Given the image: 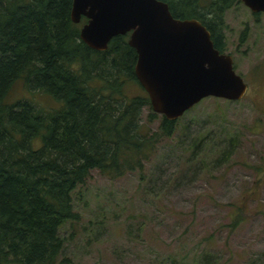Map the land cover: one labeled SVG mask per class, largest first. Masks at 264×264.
Listing matches in <instances>:
<instances>
[{
	"label": "trees",
	"instance_id": "1",
	"mask_svg": "<svg viewBox=\"0 0 264 264\" xmlns=\"http://www.w3.org/2000/svg\"><path fill=\"white\" fill-rule=\"evenodd\" d=\"M162 1L175 18L199 20L223 52V14L241 0ZM70 9L71 0H0V264L61 263L66 237L60 230L81 217L76 191L93 171L110 179L142 173L156 144L182 119L152 111L134 74L129 33L93 50L79 38L86 18L72 22ZM18 80L59 106L42 108L26 97L5 102ZM131 84L138 93L129 96ZM217 112L206 126L202 121L194 145L227 138L224 112ZM233 140L228 136L224 154ZM208 254L178 264H214Z\"/></svg>",
	"mask_w": 264,
	"mask_h": 264
},
{
	"label": "rangeland",
	"instance_id": "2",
	"mask_svg": "<svg viewBox=\"0 0 264 264\" xmlns=\"http://www.w3.org/2000/svg\"><path fill=\"white\" fill-rule=\"evenodd\" d=\"M222 25L223 52L248 85L243 98L207 97L195 104L173 135L156 144L142 173L110 179L93 171L73 196L79 222L60 230L66 242L59 264L193 263L202 251L214 264H264V13L238 2L223 14ZM137 91L131 84L126 94ZM24 97L42 108L59 106L27 91L22 80L5 102ZM219 110L227 138L194 145L192 137ZM185 122H191L188 129ZM228 136L234 140L224 154Z\"/></svg>",
	"mask_w": 264,
	"mask_h": 264
},
{
	"label": "water",
	"instance_id": "3",
	"mask_svg": "<svg viewBox=\"0 0 264 264\" xmlns=\"http://www.w3.org/2000/svg\"><path fill=\"white\" fill-rule=\"evenodd\" d=\"M253 14L264 13V0H241ZM80 40L104 51L116 35L129 33L136 51L134 74L152 111L174 121L207 97L238 101L247 83L231 54L214 47L209 30L197 19L175 18L162 0H71L70 19Z\"/></svg>",
	"mask_w": 264,
	"mask_h": 264
}]
</instances>
